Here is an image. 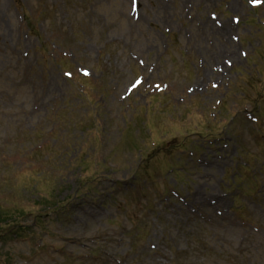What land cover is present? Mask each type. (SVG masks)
<instances>
[{
	"label": "rangeland",
	"instance_id": "rangeland-1",
	"mask_svg": "<svg viewBox=\"0 0 264 264\" xmlns=\"http://www.w3.org/2000/svg\"><path fill=\"white\" fill-rule=\"evenodd\" d=\"M260 20L0 0V264H264Z\"/></svg>",
	"mask_w": 264,
	"mask_h": 264
},
{
	"label": "bare ground",
	"instance_id": "bare-ground-1",
	"mask_svg": "<svg viewBox=\"0 0 264 264\" xmlns=\"http://www.w3.org/2000/svg\"><path fill=\"white\" fill-rule=\"evenodd\" d=\"M231 56V58H233V54L232 55H230Z\"/></svg>",
	"mask_w": 264,
	"mask_h": 264
}]
</instances>
